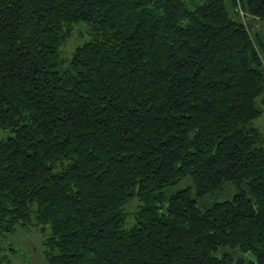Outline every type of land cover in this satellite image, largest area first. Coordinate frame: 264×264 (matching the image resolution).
<instances>
[{
	"label": "trees",
	"instance_id": "trees-1",
	"mask_svg": "<svg viewBox=\"0 0 264 264\" xmlns=\"http://www.w3.org/2000/svg\"><path fill=\"white\" fill-rule=\"evenodd\" d=\"M255 22L264 0H0V232L36 218L47 264H264Z\"/></svg>",
	"mask_w": 264,
	"mask_h": 264
},
{
	"label": "rangeland",
	"instance_id": "rangeland-1",
	"mask_svg": "<svg viewBox=\"0 0 264 264\" xmlns=\"http://www.w3.org/2000/svg\"><path fill=\"white\" fill-rule=\"evenodd\" d=\"M240 12L241 20L249 23L242 7H240ZM252 24L254 29L251 28V32L254 34H261L264 38V24L258 22ZM79 30L80 28L75 30L65 48L68 54H71L75 48L83 42V38L78 34ZM258 125L264 131V116L258 121ZM174 191H177V188H175ZM138 206V200H134L127 207L126 212L129 216V224L133 223L132 216L133 213L137 211ZM36 222L37 219L34 218L26 224V227H18L11 232H0V255L2 257L7 256L11 261L15 260V264H47L44 246L45 236H43V232L40 231L41 226H38V228L35 226ZM234 255L240 258L238 253Z\"/></svg>",
	"mask_w": 264,
	"mask_h": 264
}]
</instances>
